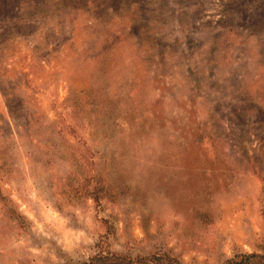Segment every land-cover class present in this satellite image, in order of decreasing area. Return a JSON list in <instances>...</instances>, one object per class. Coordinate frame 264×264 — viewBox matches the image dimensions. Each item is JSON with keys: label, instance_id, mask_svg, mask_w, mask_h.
<instances>
[{"label": "rangeland", "instance_id": "obj_1", "mask_svg": "<svg viewBox=\"0 0 264 264\" xmlns=\"http://www.w3.org/2000/svg\"><path fill=\"white\" fill-rule=\"evenodd\" d=\"M101 253L264 254V0H0V264Z\"/></svg>", "mask_w": 264, "mask_h": 264}, {"label": "trees", "instance_id": "obj_2", "mask_svg": "<svg viewBox=\"0 0 264 264\" xmlns=\"http://www.w3.org/2000/svg\"><path fill=\"white\" fill-rule=\"evenodd\" d=\"M152 263L154 264H180L173 257L167 255H153L150 256ZM129 260L123 256H118L116 254H107L103 253L97 254L94 258L91 259V264H123ZM129 263V262H127ZM141 264L144 262L141 261ZM226 264H264V254L257 253H243L239 254L238 258L229 259Z\"/></svg>", "mask_w": 264, "mask_h": 264}]
</instances>
